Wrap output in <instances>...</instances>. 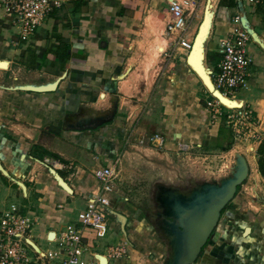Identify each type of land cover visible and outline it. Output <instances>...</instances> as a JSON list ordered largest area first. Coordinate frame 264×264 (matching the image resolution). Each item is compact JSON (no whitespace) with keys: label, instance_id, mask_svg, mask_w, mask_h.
Masks as SVG:
<instances>
[{"label":"crops","instance_id":"0c3cea01","mask_svg":"<svg viewBox=\"0 0 264 264\" xmlns=\"http://www.w3.org/2000/svg\"><path fill=\"white\" fill-rule=\"evenodd\" d=\"M153 2L64 0L27 42L20 41L12 17L0 7V61L7 62L6 69L0 68V162L14 181L26 187L24 196L18 187L14 188L12 179L0 174V217L12 208L19 209L32 220L28 240L38 250L50 248L53 244L48 242L49 233L56 238L67 225L76 224L77 214L98 190L99 183L92 174L95 169L112 167L116 188L120 180L117 164L121 161L119 168L124 172L121 166H126L125 157L132 148L138 149L134 145L136 137L185 128L189 135L165 134L164 149L176 151L185 143L198 142L224 152L223 147L232 144L229 147L248 165L246 183L241 185L244 194L239 189L221 211L217 237L194 264H264V177L259 168L264 165V153L262 157L258 154L259 145L264 143V52L257 44L248 47L253 59L248 88L235 95L258 123L255 141L241 146L229 135L225 118L223 122L210 123L208 108L198 113L190 109L181 112L184 95L173 98L168 94V86L178 82V77L174 81L170 77L169 68L157 75L149 87L141 89L133 80L130 61L138 44L137 27L141 14ZM256 9L245 12L251 27L264 41V6L259 12ZM226 10L214 13L204 44L206 56L216 54L218 39L230 31ZM157 50L161 52L163 48ZM186 69L191 84L198 81ZM123 74V78L116 79ZM52 87L55 88L50 90ZM181 113H188L185 119ZM194 131L197 140L191 136ZM129 136L133 138L127 143ZM55 164L71 166L56 168L71 194L60 188L51 175L49 169ZM172 197L170 194L167 200ZM124 201L128 202V198ZM132 202L110 206L126 217V234L113 216L107 217L108 232L104 237L97 238L91 229H83L86 260L121 246L125 254L109 259L108 264H171V245L155 238L152 232L156 214ZM166 228L171 231L174 227ZM245 228L250 229L247 236H243ZM102 238L108 242H99Z\"/></svg>","mask_w":264,"mask_h":264},{"label":"rangeland","instance_id":"374dc122","mask_svg":"<svg viewBox=\"0 0 264 264\" xmlns=\"http://www.w3.org/2000/svg\"><path fill=\"white\" fill-rule=\"evenodd\" d=\"M210 3L213 5V9L216 7L215 11L220 12L219 0H211ZM206 4L207 0L201 2L199 9L200 18L193 20L191 26L188 28L186 39L191 43L201 23ZM243 6L248 12L250 6L244 2ZM146 9L140 16L139 26L137 27L139 32L136 36L138 44L135 45V50L131 54L130 66L132 67L133 80H137L140 88L143 89L145 86L149 87L157 75H162L169 68L170 77L172 76L173 81L178 77V82L173 86H168V94L171 97L173 96V98L174 96L177 97L178 94L184 95L182 102L185 105L181 106V112L190 109L192 112L194 110V112L198 113L204 108H208L211 124L220 120L223 122L224 118L233 112L220 105L208 106L206 104L207 101L212 102V99L208 97L200 80L195 77L198 81H193L192 79V84L191 80H189V72L185 64L186 51L182 50L178 45H169V40L164 34L165 22L169 16L166 0H154L153 4L151 6L148 4ZM237 11L238 9L226 10L228 13V24H232L231 18L238 14ZM158 47H162L163 50H170L168 51L170 53H166L171 54L169 60L162 53L163 50L161 52L157 50ZM248 47L254 48L256 44L249 42ZM180 78L182 81H179ZM189 100L191 101L189 102ZM212 103L214 104L216 101L214 100ZM177 107L180 106L177 104ZM211 108H214L213 111ZM155 110L159 111V107H156ZM184 114L187 116L188 113ZM184 114L181 113L185 119L186 116ZM233 114L237 115L236 113ZM226 121L224 122L225 127L231 128L230 124L227 125ZM175 132L189 135V132H186L185 128L182 131L163 130L152 133L169 135ZM196 135L197 133L194 131V134L191 136L196 139ZM248 135L247 132H241V137L236 139L235 143H239L241 146L244 143H253L255 141L254 138ZM183 145L185 146H179L176 151L142 147H138V149L132 148L130 152L134 154L131 155L130 153L129 156L125 157L126 166H121V168H124V172L119 168L121 161L117 162L118 167L116 172H119L120 180L117 179L118 177L116 178L115 191L110 195V206L112 203L118 205V203L127 204L133 201L143 211H148L151 214L155 213L157 218H153V223L151 222L153 225L152 232L155 233L154 237L160 241L166 240L163 237V233H161L163 227L161 224L167 223V219L170 222L173 220L172 217H169L173 216L172 208H176V206L182 208L190 204V201L196 203L203 201L207 197L206 193L211 191L208 184L219 185L221 181L227 179L231 174L234 164L233 155L236 154V151L233 147L225 146L222 150L224 152H221L220 150H215L217 149L216 146H203L199 145L198 142L194 144L185 143ZM208 150L209 152H207ZM164 152L166 154H163ZM120 174L125 178L121 179ZM245 183L246 181L242 185H245ZM241 187L240 192L243 193L244 191H241ZM170 194H173L174 198L172 197L168 202H165L167 196H170ZM124 198H128V202H125ZM253 199H257V197H253ZM133 202L132 204H134ZM157 231L160 234H156ZM215 232L217 235V227ZM216 235L215 237H217ZM105 238L100 239L99 242L107 243L108 241L106 242ZM171 248L173 250V246ZM166 254L170 256L168 249L166 250Z\"/></svg>","mask_w":264,"mask_h":264},{"label":"built area","instance_id":"2783aa9c","mask_svg":"<svg viewBox=\"0 0 264 264\" xmlns=\"http://www.w3.org/2000/svg\"><path fill=\"white\" fill-rule=\"evenodd\" d=\"M64 0H0V7L12 17V23L18 28L20 41L27 42L36 30L42 27L54 10L60 8ZM203 0H166L168 19L165 22L164 34L170 46H179L187 52L191 42L186 39L188 28L193 20L199 19V9ZM254 11L264 0H242ZM231 28L226 36L218 39L216 54L219 60L211 69L212 83L225 97L235 99L237 92L248 88V78L253 59L248 52L251 39L241 28L239 14L231 18ZM170 50H163L169 60ZM185 54V55H186ZM208 102V106H213ZM219 106V103L216 102ZM214 104V106H215ZM235 116L228 114L225 118L230 124L234 139L247 132L254 137V128L258 123L246 108L227 109ZM133 137L129 136L127 143ZM167 138L161 133L140 134L134 145L142 148L164 149ZM185 146V145H182ZM71 169V166L55 164V169ZM93 176L99 183L98 190L87 199L86 208L76 216V224H69L55 238L48 239L53 245L46 250H33L27 240L32 229V220L12 208L0 217V264H97L95 259L84 258L86 247L82 244L83 229H91L97 238L107 234L106 209H110V195L115 191V174L112 167L97 168ZM29 251L31 253H29ZM125 254L121 246L111 247L105 255L107 259H117Z\"/></svg>","mask_w":264,"mask_h":264},{"label":"water","instance_id":"95a60500","mask_svg":"<svg viewBox=\"0 0 264 264\" xmlns=\"http://www.w3.org/2000/svg\"><path fill=\"white\" fill-rule=\"evenodd\" d=\"M210 1L211 0H207L203 19L198 27L196 35L192 40L191 47L186 54L185 64L188 69L191 70L195 74V76L200 80L205 90L210 93L211 96L214 97L220 105H222L226 109H240L242 107V102L239 100H235L240 103L239 106L228 107L226 105V103L228 102L230 104H234V100L232 101V99L225 97L219 90L215 88L211 79V69L207 65H205L207 64V62L205 63L206 52L204 44L208 37L212 18L214 16L216 8L215 7L213 9L212 5L208 12L207 8L210 4ZM236 4L241 28L247 32L251 41L257 44L264 52V41L258 37L256 32L251 27L242 0H236ZM208 13L209 20H207ZM5 64H7L6 61H0V65ZM123 77L124 74L117 76L116 79H121ZM54 88L55 87H52L50 90H53ZM49 171L53 178L56 180L58 186L68 194H71V188L57 173L56 169L50 168ZM0 174L5 178L12 179L9 176L8 172L3 168L1 162ZM247 175L248 165L246 159L239 154H235L234 164L230 176H228L227 179L221 181L219 185L208 184V187L211 189V191L206 193L207 197H205L203 201L198 203L190 201V204H187L182 208L177 206L176 208H172L173 216L169 217H172L173 220L170 222L167 219V223L161 224L163 226L161 232L163 233V237L166 239L169 245L171 243V246H173V252L170 256L171 260H169L171 264H194L197 261V259L203 252L202 249L205 244L207 242H211H209V240L213 236L212 232L214 228L217 227L221 216V211L234 198L237 192V187L241 186L245 182ZM14 183L21 190L22 194L26 196L25 185L20 181H14ZM168 201L169 200L167 199L165 200V202ZM106 212L109 216L117 218L122 232L126 234V217L111 209H106ZM177 223H180V229L176 227ZM166 226L174 228L169 231ZM249 231V228H245L243 236H247ZM53 235V233H49L48 237L51 239L53 238ZM27 244L34 248L36 251H38V248L33 243H31L30 240H27ZM93 257L97 261V264H108L109 262L107 257L102 254H93Z\"/></svg>","mask_w":264,"mask_h":264},{"label":"trees","instance_id":"16d2710c","mask_svg":"<svg viewBox=\"0 0 264 264\" xmlns=\"http://www.w3.org/2000/svg\"><path fill=\"white\" fill-rule=\"evenodd\" d=\"M219 7H221V8H225V9H227V10H236V8H237V4H236V0H219ZM261 5H259L258 7H257V9H256V11H258L259 12V10L261 9ZM55 11V10H54ZM53 11V12H54ZM51 14V13H50ZM190 47H191V45H190ZM218 61V55L217 54H209V55H207L206 56V62H207V66H209V67H211V68H214V63H216ZM188 68V67H187ZM191 71V70H190ZM192 72V71H191ZM193 73V72H192ZM194 74V73H193ZM195 75V74H194ZM206 93H207V95H208V97L210 98V99H212V100H215L216 102H217V100L214 98V97H212L211 96V94L210 93H208L207 91H206ZM220 105V104H219ZM221 107H223L222 105H220ZM224 108V107H223ZM226 129H229L230 130V132H228L229 133V135H232V138H234V134H233V131H232V129L231 128H226ZM230 145H232V144H229V146ZM228 146V147H229ZM225 149V148H224ZM264 153V143L262 142L260 145H259V148H258V154L262 157L263 154ZM264 164V163H263ZM259 168H260V172H261V174L263 175V177H264V165L262 166H259ZM14 186V188H17V186L16 185H13ZM240 189V186H238L237 187V191ZM224 210V209H223ZM222 210V211H223ZM222 213V212H221Z\"/></svg>","mask_w":264,"mask_h":264},{"label":"bare ground","instance_id":"6f19581e","mask_svg":"<svg viewBox=\"0 0 264 264\" xmlns=\"http://www.w3.org/2000/svg\"><path fill=\"white\" fill-rule=\"evenodd\" d=\"M212 6V4L210 3L209 5H208V12H209V10H210V7ZM205 11V10H204ZM207 20H209V13H208V19ZM0 68H2V69H6L7 68V64H5V65H0ZM233 101V100H232ZM239 102H237V101H235L234 100V104H230L229 102L228 103H226V105L228 106V107H234V106H239ZM75 168V167H74ZM108 232V231H107Z\"/></svg>","mask_w":264,"mask_h":264},{"label":"flooded vegetation","instance_id":"af4514ba","mask_svg":"<svg viewBox=\"0 0 264 264\" xmlns=\"http://www.w3.org/2000/svg\"><path fill=\"white\" fill-rule=\"evenodd\" d=\"M179 224H180V223H177V224H176V227H177L178 229H180ZM215 230H216V228H214V230H213V232H212V233H213V236L211 237V239L209 240V242L212 241L213 237L215 236ZM208 244H209V243L207 242V243L205 244V246L203 247V249H204ZM203 249H202V250H203Z\"/></svg>","mask_w":264,"mask_h":264}]
</instances>
